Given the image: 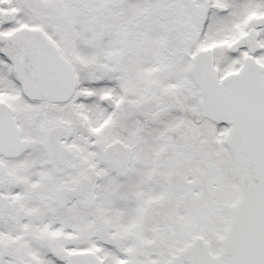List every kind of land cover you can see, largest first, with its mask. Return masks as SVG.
Here are the masks:
<instances>
[{
	"label": "snow or ice",
	"instance_id": "obj_1",
	"mask_svg": "<svg viewBox=\"0 0 264 264\" xmlns=\"http://www.w3.org/2000/svg\"><path fill=\"white\" fill-rule=\"evenodd\" d=\"M0 264H264V0H0Z\"/></svg>",
	"mask_w": 264,
	"mask_h": 264
}]
</instances>
